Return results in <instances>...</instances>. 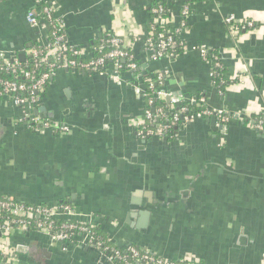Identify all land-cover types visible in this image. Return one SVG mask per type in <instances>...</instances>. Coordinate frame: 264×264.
Here are the masks:
<instances>
[{
    "label": "crops",
    "instance_id": "1",
    "mask_svg": "<svg viewBox=\"0 0 264 264\" xmlns=\"http://www.w3.org/2000/svg\"><path fill=\"white\" fill-rule=\"evenodd\" d=\"M44 1L84 59L112 34L131 49L138 72H122L115 83L110 65L101 74L55 71L40 106L47 120L70 128L66 135L31 132L18 122L20 110L0 97V197L68 206L73 216L58 220L91 224L113 247L135 246L164 260L264 264V131L246 122L264 113V0L190 3L181 53L157 60L145 42L160 0ZM34 3L0 0V53L8 58H28L45 40L42 28L26 23ZM181 10H171L170 28L181 25ZM229 16L255 29L233 34ZM211 59L227 80L240 76L223 92L211 79ZM158 73L174 95L171 111L203 98L232 116L225 131L196 119L178 125L172 139L140 138L132 121L143 99L134 89L144 90L143 76ZM6 242L16 264H113L82 233L53 243L41 232L14 229Z\"/></svg>",
    "mask_w": 264,
    "mask_h": 264
},
{
    "label": "built area",
    "instance_id": "2",
    "mask_svg": "<svg viewBox=\"0 0 264 264\" xmlns=\"http://www.w3.org/2000/svg\"><path fill=\"white\" fill-rule=\"evenodd\" d=\"M180 1L183 2L189 0ZM189 9L190 4L182 5L181 25L174 28L175 34H180L182 29H185V20L188 17ZM55 12L54 5L51 3H46L44 0H35L34 6L27 11L25 16L26 23L31 28H42L45 35V40L41 43L37 42V48L33 47L30 50L29 57L34 59L37 66L43 63H48V71L29 84L0 80V97L9 99L13 105L20 110L21 116L18 119V122L24 124L31 132H36L41 135H46L48 133L66 135L70 132V128L65 124H57L31 114L33 109L40 106V96L53 77L55 71L77 70L101 74L104 72L105 67L110 65L113 69V73L109 77L116 83L119 82L120 73H134V71L138 70V66L134 62V55L131 53L129 54L125 49V47L128 46L124 44L119 37L112 34H107L104 41L105 44L108 45L110 49L109 51L105 53L99 51L98 56L82 60L84 58L82 57L81 50L68 45L65 41V37L60 33L61 30H63V24L56 17ZM164 12L165 10L162 7H157L152 11L153 15L157 17L154 23L169 25V20L163 17ZM225 23L229 26V30L233 34H238L239 30L250 31L255 29V24L252 21H238L234 16L227 17ZM151 32L152 29H150L145 42L148 49L152 50L150 59L157 60L163 57H173V55L168 54L167 52L170 47L175 45L173 38L171 36L164 37L163 34H160L158 35V43L154 46ZM95 51L96 48H94V54L96 53ZM205 52V49H201L202 54H205ZM48 58L52 61L48 62ZM0 61L5 66V70L11 68L9 58L2 53H0ZM217 66L218 64H216V67ZM21 73L25 81L32 80L33 72L21 71ZM154 75L156 76V84L158 85L157 90L154 91L155 98L159 101H165L166 99L172 101L174 95L163 89L165 73ZM211 77H213V71H211ZM149 89H153L152 84L149 86ZM134 90L140 98L145 99L146 94L144 90H141L137 86ZM192 102H197L198 105L205 107L201 111H194L188 114L187 109L181 107L179 104L180 107L171 111L172 121L169 126L154 123V130H145L146 122L159 121L163 115L161 109H157L155 115H152L148 110L143 109L141 115L135 118L132 121V124L136 129H139V131H137L138 136L150 135L153 137L167 138L165 137L164 132L169 131L172 127L175 129L180 124L186 125L196 119L214 118L219 131H225L232 118L227 111L208 108L203 98ZM152 103L151 100L147 102L149 106L152 105ZM253 128L264 131L263 128L254 122ZM4 210L11 212L15 219L12 220L11 224L5 222L0 225V232L4 236V238L0 239V264H16V257L6 242L7 236L12 230H14V228L16 230L34 229L46 236H50L55 242H66L75 233H82L85 235L87 241L94 245L93 247L99 249L103 254L107 253L108 255L106 257L113 264H118L119 262L123 264H201L184 260H179L173 263V261L164 260L151 252L135 248L127 249L126 255L124 256L119 251L103 247L102 243H96L95 237L91 233V227L88 223H81L73 220V222L70 223H65L59 226L55 225V220H58L60 217L73 216V210L65 205L57 207L26 206L22 203H14L10 198L0 197V211Z\"/></svg>",
    "mask_w": 264,
    "mask_h": 264
},
{
    "label": "trees",
    "instance_id": "3",
    "mask_svg": "<svg viewBox=\"0 0 264 264\" xmlns=\"http://www.w3.org/2000/svg\"><path fill=\"white\" fill-rule=\"evenodd\" d=\"M179 0H160L158 1V3H156V5L154 6V8L157 7H162L165 12H164V16L165 19H169L170 18V12L173 8H175V6L180 5V10L182 9V5H189L190 3L194 2V1H198V0H189V1H183L181 2V4H177L176 2ZM180 12V11H179ZM155 16V15H154ZM180 16V14H179ZM157 19V17H155V20ZM152 28V39H153V44L154 46L157 45L158 43V35L163 34L164 37H168L171 36L175 42V45L170 47L168 49V54H171L173 56H177L178 54L181 53L182 50V46L180 45V34H175L174 31L175 29L170 28L169 25L166 24H158V23H152L151 25ZM243 32V30H239L238 34ZM63 36V30H61L60 32ZM105 37H101V39L97 42V44L95 45L96 47V53L94 54V56H98L99 51L101 53H105L107 51H109V47L107 44H105ZM104 42V43H103ZM34 48H37L36 44H34ZM125 49L129 52V54H133L131 49L129 47H125ZM48 62H51L52 60L50 58L47 59ZM82 60H86V59H82ZM137 66L139 67L138 61L135 60L134 61ZM127 63V62H125ZM124 63V64H125ZM9 64L11 65V68L9 70H5V66L2 64V62L0 61V80H5V81H14L16 83H26L29 84L33 81H35L36 79H38L40 77V75H42L43 73L48 71V63H43L41 65H38L35 63L34 59L28 57L25 58V60L23 62H19L18 60V54L13 55L12 57H9ZM210 64H211V71H213V77L211 78L213 83L215 84V86L218 87V89L220 91H224L228 86H230V84H232L233 82H237V80L240 78V76L238 78L233 79L232 81H229L225 78V76L223 75V71L222 68L220 66V64L218 63V61L211 59L210 60ZM216 64H218V66L216 67ZM21 71L24 72H33V78L31 81H25L23 79L22 73ZM85 72V71H82ZM138 72L134 71V73L136 74ZM154 77V78H151ZM143 80L145 82H143L145 84L144 86V92L146 94L145 99H143V109L144 110H148L152 115L156 114V110L157 109H161L163 115L161 116V118L159 119V121H153V122H146V127L145 130H154V123H160L163 126H169L171 124L172 121V116H171V104L166 102V101H159L155 98L154 96V91L157 90L158 85L156 84V76L154 75H144L143 76ZM148 80V82H147ZM152 84L153 89H149V86ZM151 100L153 103L152 105H148L147 102ZM198 101V100H196ZM181 107H185L187 109V113H192L194 111H201L203 110V108L205 106H201L198 105L197 102L193 103V102H189V101H182V104H180ZM176 107H180L179 105H177ZM232 119V118H231ZM254 122L255 124H257L258 126H260L261 128L264 129V113L260 116H253L249 119H247V123L249 122ZM173 129L174 127H172L169 131L164 132L165 137H167L168 139L173 138ZM136 131H139V129H137ZM140 138H142L143 140H150L152 138H154L153 136H139ZM12 202L14 203H22V202H18L15 200H12ZM26 206H35V205H31V204H27V203H22ZM15 219L12 216V213L9 211H0V225H2L5 222H9V224L12 223V220ZM38 220V219H37ZM73 222V220H66V219H60V220H55V225L59 226L65 223H70ZM91 229V233L93 234V236L95 237V241L96 243H102L103 247H108L114 251H119L122 255H126V250L129 248H135L138 250H143L140 248H137L135 246L132 247H126V248H117V247H113L111 246L109 243L106 242V239L103 235V233H101V231H99V228L89 224ZM14 226V225H13ZM15 229V228H14ZM31 231H35L34 229H28ZM176 261H173V263H175ZM118 264H123L121 262H119Z\"/></svg>",
    "mask_w": 264,
    "mask_h": 264
},
{
    "label": "water",
    "instance_id": "4",
    "mask_svg": "<svg viewBox=\"0 0 264 264\" xmlns=\"http://www.w3.org/2000/svg\"><path fill=\"white\" fill-rule=\"evenodd\" d=\"M26 16V15H25ZM25 55L24 54H19L18 55V60L19 62H23L25 60ZM166 102L170 103L171 100L169 99H166L165 100ZM31 114L34 115V116H38L39 118L41 119H47L48 118V115H47V112H46V109L43 107V106H39L35 109H33L31 111ZM215 123V119L214 118H211V124H214ZM177 128V127H176ZM219 129V128H218ZM221 130V129H220ZM4 238L3 234L0 232V239ZM47 239L48 240H51L53 243H56L55 241H53L51 239L50 236H47ZM105 256H107L108 254L107 253H104Z\"/></svg>",
    "mask_w": 264,
    "mask_h": 264
}]
</instances>
